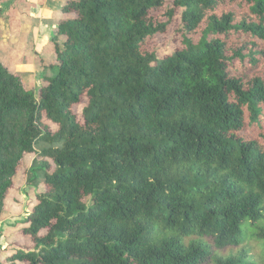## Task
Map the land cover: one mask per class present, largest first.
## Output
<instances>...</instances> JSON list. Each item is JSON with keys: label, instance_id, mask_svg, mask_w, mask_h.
<instances>
[{"label": "trees", "instance_id": "16d2710c", "mask_svg": "<svg viewBox=\"0 0 264 264\" xmlns=\"http://www.w3.org/2000/svg\"><path fill=\"white\" fill-rule=\"evenodd\" d=\"M173 3L70 0L38 92L0 60V223L26 155L45 188L9 264H259L264 0Z\"/></svg>", "mask_w": 264, "mask_h": 264}, {"label": "rangeland", "instance_id": "374dc122", "mask_svg": "<svg viewBox=\"0 0 264 264\" xmlns=\"http://www.w3.org/2000/svg\"><path fill=\"white\" fill-rule=\"evenodd\" d=\"M174 0H169L173 8ZM70 0H1L0 1V60L5 67L21 76L27 86L38 92L42 84L45 66L54 62L55 51L53 36L56 27L63 18L64 8ZM176 15L167 31L154 37L150 44H156L158 55L164 56L180 46L176 30L180 23L182 9H176ZM67 16H75L74 13ZM63 40L61 37L60 41ZM47 73H50L47 71ZM87 102L75 105L74 110L81 117L82 109ZM43 123L55 128L54 122L44 116ZM35 153L26 155L24 167L15 177V186L10 191L6 202V213L0 223V264H9L6 254L14 247H29L32 242L23 234V221L28 212L38 203L37 194L45 188L36 187L27 180V170L32 166ZM264 239H249L247 246L250 256L264 264ZM236 248L215 249L216 253L227 255L236 252ZM19 263V262H17ZM20 264V263H19ZM211 264V261L209 262Z\"/></svg>", "mask_w": 264, "mask_h": 264}, {"label": "crops", "instance_id": "0c3cea01", "mask_svg": "<svg viewBox=\"0 0 264 264\" xmlns=\"http://www.w3.org/2000/svg\"><path fill=\"white\" fill-rule=\"evenodd\" d=\"M7 255V254H6Z\"/></svg>", "mask_w": 264, "mask_h": 264}]
</instances>
